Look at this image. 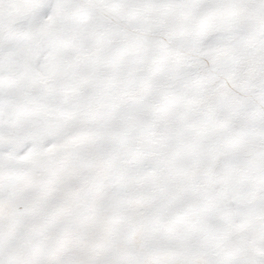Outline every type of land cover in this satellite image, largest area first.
<instances>
[{"label": "snow or ice", "instance_id": "6c2138e0", "mask_svg": "<svg viewBox=\"0 0 264 264\" xmlns=\"http://www.w3.org/2000/svg\"><path fill=\"white\" fill-rule=\"evenodd\" d=\"M0 264H264V0H0Z\"/></svg>", "mask_w": 264, "mask_h": 264}]
</instances>
